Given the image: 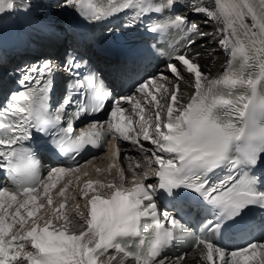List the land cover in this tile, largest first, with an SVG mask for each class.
<instances>
[{
  "label": "snow or ice",
  "instance_id": "6c2138e0",
  "mask_svg": "<svg viewBox=\"0 0 264 264\" xmlns=\"http://www.w3.org/2000/svg\"><path fill=\"white\" fill-rule=\"evenodd\" d=\"M214 5L205 6L200 0L184 5L222 25L217 31L220 45L231 56L229 70L207 81L196 59L199 54L188 51L196 44L195 37L206 33L187 16L174 15L179 0H60L59 7L74 8L90 23L109 22L133 10L125 27L143 23L154 33L174 29L184 37L183 48L177 51L173 45L165 70L137 82L136 93L150 97L147 103L156 109L152 132L140 100L112 96L93 71L82 76L87 62L75 51L59 64L45 60L16 69L20 87L0 106V264H186V257L170 260L167 251L188 238L199 247L200 264H264V243L249 241L232 249L220 242L247 212H264V181L254 174L256 167H264V0H214ZM14 7H19L15 0H0V11ZM153 13L167 18L149 27ZM165 72L177 82L170 101L165 100L166 111L155 95L161 89L168 92L157 83L167 79ZM57 73L67 75L68 90L58 104L50 105ZM185 75L195 88L187 104L181 103L179 84ZM85 90L90 92L87 100ZM123 103L132 104L131 112L140 114L143 141L153 148L141 144L139 134L130 137L126 128L131 130L132 120ZM100 113L108 118L101 119ZM85 117L92 119L77 132V122ZM109 138L138 146L157 182L146 184L149 172L139 175L138 163L131 187H125L124 169L119 170V183L99 184L107 196L97 192L89 196L94 185L89 180L83 191L85 210L77 205L74 217L57 215L49 190L63 175L90 162L76 156L106 149ZM44 154L57 160L63 155L73 164L43 169ZM41 187L51 215L32 219L30 230L23 234L10 233L16 224L24 226L21 209L33 205L27 212L33 217L44 208L42 201L36 205L40 197L34 194ZM20 196L25 198L18 200ZM14 204L15 213L10 214ZM194 212L203 213L199 234L188 226ZM54 221L63 223L56 228ZM27 243L34 251H22ZM109 250L116 255L102 259Z\"/></svg>",
  "mask_w": 264,
  "mask_h": 264
},
{
  "label": "bare ground",
  "instance_id": "6f19581e",
  "mask_svg": "<svg viewBox=\"0 0 264 264\" xmlns=\"http://www.w3.org/2000/svg\"><path fill=\"white\" fill-rule=\"evenodd\" d=\"M180 7L178 8L179 12L182 16H187L189 19V22L195 23L199 26L200 30L206 35L201 37H195L196 44L191 48L188 49L189 52L192 54L198 53V57H196L197 62L201 65L202 71L207 73V78H212L225 70L228 67L229 60L231 59L230 53L226 51L219 43V40L221 38L220 33H218L217 29L219 27H222V25L217 24L216 22L209 20L205 15L203 14H197L193 11H190L188 7H185V3H192L193 0H179ZM200 2L205 6L214 7V0H203V2L200 0ZM17 3L22 4L21 9L25 11V5L29 6L28 12L34 14L37 12V8H39V3L35 0H17ZM45 17V14L42 15ZM45 18H52V15H49ZM165 75L169 77L168 82L166 83L165 88L168 89V92L165 93L163 91L162 94V102L165 107H167V103L165 100L170 101V93L172 91H175V84L177 83L172 75L168 72H165ZM190 83H194V81H189V78L187 75H185V78L179 81L180 84V91L182 93V100L181 103H184V101L187 99L190 93L194 91L192 86H189ZM163 90V89H162ZM124 156L120 153V163L123 167L126 168V173L130 174L132 169L128 168V165L137 159V154L133 149L124 148ZM130 159V161H128ZM151 172V171H150ZM151 183H156L157 180L155 177L150 181ZM80 203V202H78ZM73 211L75 210L74 207L71 208ZM79 228V225L76 226V230ZM74 229V230H75ZM109 255H115L113 253ZM119 258V257H118ZM107 259V258H106ZM201 257L199 255V252L195 251L191 254L186 256V264H200ZM179 264V262L177 263Z\"/></svg>",
  "mask_w": 264,
  "mask_h": 264
}]
</instances>
